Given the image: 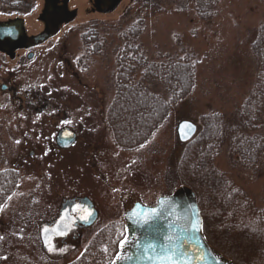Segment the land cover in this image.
Returning a JSON list of instances; mask_svg holds the SVG:
<instances>
[{
  "label": "rangeland",
  "instance_id": "obj_1",
  "mask_svg": "<svg viewBox=\"0 0 264 264\" xmlns=\"http://www.w3.org/2000/svg\"><path fill=\"white\" fill-rule=\"evenodd\" d=\"M26 1L20 12L0 4V23L18 17L26 35L33 36L41 28V0ZM179 1H154L159 3L155 11L142 7V0H122L102 14L90 11L88 0H69L74 20L34 49L32 60L23 53L14 61L0 55V173L17 175L16 190L0 210V264L77 262L97 231L111 224L124 231V215L133 204L153 206L182 188L177 167L183 147L176 125L193 123L196 138L202 116H229L241 106L255 80L248 49L264 23V0H220L208 23L197 19L193 6L181 12ZM138 19L144 21L138 42L148 60L193 58L195 86L171 107L151 141L127 152L114 145L105 116L115 94L119 35ZM91 28L103 42L95 56L87 54L81 40ZM156 92L165 97L162 90ZM64 128L77 136L67 150L55 145ZM235 161L223 145L213 165L256 207H263L264 169L253 171ZM76 198L90 200L97 221L73 230L66 243L54 241V252L48 253L40 242L42 230L57 222L63 202Z\"/></svg>",
  "mask_w": 264,
  "mask_h": 264
},
{
  "label": "trees",
  "instance_id": "obj_2",
  "mask_svg": "<svg viewBox=\"0 0 264 264\" xmlns=\"http://www.w3.org/2000/svg\"><path fill=\"white\" fill-rule=\"evenodd\" d=\"M154 1L157 0H142V7L157 11L159 3L154 5ZM219 1L180 0L178 8L184 13L193 6L197 19L208 23ZM26 2L0 0L1 5L14 12L25 11ZM143 23L138 19L119 35L122 46L115 56V94L105 116L114 145L127 152L151 141L159 126L167 121L171 107L187 98L195 86L193 58L156 64L148 60L138 42L144 32ZM99 36L96 28L82 34L88 55L101 52L103 42ZM248 50L256 73L247 97L229 116H202L199 135L181 145L177 167L182 187L196 195L207 244L232 264H264V206L256 207L213 165L221 147L226 145L230 161L236 159L237 164L253 171L264 169V23L256 29ZM157 90H162L165 97ZM16 184V173H0V210L16 190ZM121 226L117 229L116 224H111L97 231L78 261L70 264H110L124 236Z\"/></svg>",
  "mask_w": 264,
  "mask_h": 264
},
{
  "label": "water",
  "instance_id": "obj_3",
  "mask_svg": "<svg viewBox=\"0 0 264 264\" xmlns=\"http://www.w3.org/2000/svg\"><path fill=\"white\" fill-rule=\"evenodd\" d=\"M121 0H95L97 11L102 14L112 12ZM67 15L61 17L63 21ZM70 20V19H69ZM68 20V21H69ZM24 22L20 19L0 23V52L9 56L14 50L31 49L51 39L58 32L55 26L41 36L27 37ZM31 55L29 56L30 59ZM177 139L180 143L189 142L196 134V126L188 121L176 125ZM76 140V136L68 129H61L55 137V145L59 149H68ZM195 194L181 188L170 196L158 198L153 207L134 204L124 215V248L120 247L117 257L111 264H232L214 252L206 243L202 231V219L196 203ZM86 211L85 226L90 227L96 221L97 214L87 198L79 201ZM76 202L67 200L62 203L58 220L53 227L47 225L41 232L43 246L47 247L51 240L63 236L72 220ZM171 237V239H167ZM148 244H155L149 249L153 259H147L144 249ZM171 254L172 259H167ZM164 258V259H160Z\"/></svg>",
  "mask_w": 264,
  "mask_h": 264
},
{
  "label": "flooded vegetation",
  "instance_id": "obj_4",
  "mask_svg": "<svg viewBox=\"0 0 264 264\" xmlns=\"http://www.w3.org/2000/svg\"><path fill=\"white\" fill-rule=\"evenodd\" d=\"M88 1H89V4H90V11L98 12L96 6H94L95 5V0H88ZM40 7H41L40 15L38 16V22L41 24L40 31L37 34H35L33 36H29V37H36V36H39V35L41 36V34H45L46 31L48 32L51 26H55L57 28V30H58L57 32H59L60 28L63 25L72 22L74 20V18H75V15H76V10L74 8H71V9L68 8L69 7V0H41V6ZM65 14L67 15V17H66L67 19H64L62 21L60 18L65 16ZM15 19H18V17H16ZM15 19H13V20H15ZM24 27H25V24H24ZM25 34H26V32H25ZM49 40H50V38L47 39L43 44H45ZM43 44H41V45H39L37 47H33L31 49L21 48V50L20 49L14 50V52L12 53L11 56H9V55H7V54H5L3 52H0V55L7 57L10 61H14V60H16L17 57H19V59H20L19 53H23L24 56H22V57H25L27 60H32L33 55H34V52H33L34 49L42 46ZM30 55H31V57L29 59ZM75 141H77V139ZM80 199L79 198L72 199V200H74L76 202V207H75L74 211L70 213L71 217H72V220L70 222L68 231L65 234H63V236L52 239L51 243L49 245H47V247H43L41 245L42 248H45L44 250L47 251L48 253L54 252V249H53L54 241L58 240V241H61L62 244L66 243L67 240L70 237H72L71 233H72L73 230L82 231V230H85L87 228H90V227L85 226L84 223H82V222L85 221L84 216L86 214L85 213L86 211L79 204ZM92 208L97 212V210H96V208L94 207L93 204H92ZM98 217H99V215H98V212H97V218ZM96 221H97V219H96ZM54 224H56V222L53 223V224H50V225L48 224L47 226L48 227H53ZM39 238H40L41 244H43L42 240H41V236ZM118 248H119V245H118Z\"/></svg>",
  "mask_w": 264,
  "mask_h": 264
},
{
  "label": "snow or ice",
  "instance_id": "obj_5",
  "mask_svg": "<svg viewBox=\"0 0 264 264\" xmlns=\"http://www.w3.org/2000/svg\"><path fill=\"white\" fill-rule=\"evenodd\" d=\"M66 123H67V122H66ZM141 146H142V145H141ZM85 219H86V218H85ZM126 239H127V238L125 237V239H123V240H121V241L119 242L121 248H124ZM167 239H171V237H168ZM155 248H156V245H155V244H148V245L145 247L144 252H145V256H146L147 259H153V257H152V256L150 255V253H149V249L154 250ZM119 258H120V257L117 256V259H119ZM166 258L169 259V260H171V259H172L171 254H168ZM160 259H164V258H160ZM158 264H159V261H158Z\"/></svg>",
  "mask_w": 264,
  "mask_h": 264
}]
</instances>
